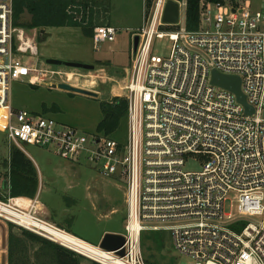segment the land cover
I'll return each instance as SVG.
<instances>
[{
	"label": "built area",
	"instance_id": "1",
	"mask_svg": "<svg viewBox=\"0 0 264 264\" xmlns=\"http://www.w3.org/2000/svg\"><path fill=\"white\" fill-rule=\"evenodd\" d=\"M261 1V8L254 10L249 0L244 5L239 0H202L196 30H188L181 21L164 23L167 0L154 1L136 32L138 45L121 87L128 102V140L123 144L100 132L87 135L53 117L13 107L12 81L37 71L17 55L35 56L38 50L21 35L17 42L21 30L13 24V0H0V115L9 144L23 151L22 143L48 146L68 161L84 160L104 175L126 180L125 254L96 245L116 258L109 263L61 245L101 264H147L143 231L168 230L175 249L191 258V264H264ZM166 27L174 29H162ZM116 34L112 25H96L92 38L98 46L113 41ZM163 37L172 42L166 57L152 53L155 39ZM214 70L240 77L253 113L246 112L233 91L212 83ZM190 156L202 160V169L185 170ZM231 195L234 210L225 212ZM17 198H0V220L56 241L36 224H51L35 214L37 200L26 206ZM3 246L0 238L1 258Z\"/></svg>",
	"mask_w": 264,
	"mask_h": 264
},
{
	"label": "rangeland",
	"instance_id": "2",
	"mask_svg": "<svg viewBox=\"0 0 264 264\" xmlns=\"http://www.w3.org/2000/svg\"><path fill=\"white\" fill-rule=\"evenodd\" d=\"M106 1L110 2V7L107 8L108 14L101 13L96 25H112L117 29V34L113 41H104L98 46L88 33V29L84 27H49L46 37L40 39L38 31L17 26L19 31L21 30V33L17 34V42H20L19 35H21L23 40L36 44L38 54L17 55L25 64L36 67L37 71L23 80L12 81L11 100L14 108L27 109L53 117L58 123L74 126L87 135L98 132L97 126L104 118L106 103L115 98V95L124 97L125 92L121 87L124 85L126 70L132 65L134 37L143 24L146 13L154 4L148 7L146 0ZM239 1L244 5L248 0ZM249 1L253 4L254 10L261 8V0ZM28 20L29 15L24 14L20 22L25 24ZM180 21L182 24L185 23V5L181 6ZM162 29H174V27ZM33 38H36L35 42ZM171 46L172 42L168 37L156 38L152 45V53L166 57L170 53ZM49 58L94 64L95 69L83 70L50 65L47 63ZM51 70L69 72L70 76L65 73L62 75L72 81L80 82L79 85L85 84L87 89H95L98 96L50 87V81H58L63 77L53 75ZM79 74L86 75L89 80L83 79L86 76L80 77ZM112 138L123 144L127 143V120L115 131ZM22 146L25 154L32 161L35 172L21 173L33 177L36 174L38 178L36 196L32 198L37 200L35 214L38 217L95 246L107 232L121 234L125 232L128 206L124 178L118 175H104L95 168V164L84 160L68 161L48 146L29 143H22ZM14 147L15 145H10L8 142L4 121L0 115V198L4 200L17 197L11 193L10 156ZM202 165L203 162L199 157L190 156L184 168L188 171H197L202 169ZM233 202L231 195L225 202V212L234 210L231 205ZM250 219L259 220L258 217ZM10 233L21 235L22 228L0 220V238L4 245L0 264H9ZM57 243L61 244L60 241ZM141 246L143 256L149 263L191 264L193 262L191 258L175 249L172 234L168 230L143 231ZM52 252L50 248H43L39 242L23 239L17 255L19 264H55ZM94 261L84 255L81 259L82 264H92Z\"/></svg>",
	"mask_w": 264,
	"mask_h": 264
},
{
	"label": "trees",
	"instance_id": "3",
	"mask_svg": "<svg viewBox=\"0 0 264 264\" xmlns=\"http://www.w3.org/2000/svg\"><path fill=\"white\" fill-rule=\"evenodd\" d=\"M155 0H146L150 7ZM186 2L185 25L188 30H196L200 23V3L202 0H179ZM223 2L224 0H209ZM153 6V5H152ZM110 2L106 0H13V24L27 28L49 27H84L92 37L93 28L101 13L108 14ZM147 7V8H148ZM24 14L30 15L27 23L20 22ZM114 99V100H113ZM125 97L115 96L104 107V118L97 126V131L105 136L112 137L115 131L127 120L128 104ZM10 170L12 177L11 193L13 196L34 198L37 192L38 178L27 176L21 172H35L32 161L23 150L12 148L10 156ZM15 226L14 224H10ZM72 234V233H71ZM23 239H29L42 244L43 248H50L53 252L55 264H82V254L51 241L38 234L22 228V234L10 233L8 237V263L19 264L17 251ZM85 257V256H84ZM147 262V260H146ZM92 264H101L94 261ZM147 264H153L147 262Z\"/></svg>",
	"mask_w": 264,
	"mask_h": 264
},
{
	"label": "water",
	"instance_id": "4",
	"mask_svg": "<svg viewBox=\"0 0 264 264\" xmlns=\"http://www.w3.org/2000/svg\"><path fill=\"white\" fill-rule=\"evenodd\" d=\"M181 5L178 0H167L163 11L162 20L166 24H177L180 21ZM139 41V36L136 34L133 41V53H135ZM47 63L56 66H66L70 68L93 70L94 64L82 63L79 61H64L61 59L49 58ZM212 83L226 87L233 91L238 100L245 105L247 113H253L254 108L249 105L246 96L241 89V79L239 76H230L219 73L214 70L212 74ZM50 87L59 88L72 93H79L89 96H98V92L84 87L75 86L67 82L50 83ZM100 246L107 250L116 251L119 255L125 254L124 244L125 237L121 233L107 232L100 240Z\"/></svg>",
	"mask_w": 264,
	"mask_h": 264
},
{
	"label": "bare ground",
	"instance_id": "5",
	"mask_svg": "<svg viewBox=\"0 0 264 264\" xmlns=\"http://www.w3.org/2000/svg\"><path fill=\"white\" fill-rule=\"evenodd\" d=\"M16 201L19 204H24L26 206L34 203V200L27 197H23V198L18 197ZM36 224L44 227L49 232V234L54 238V240L58 242L60 241L62 244L74 250H77L78 252L86 256H89L97 260L107 259L109 263H114L117 261L116 258H114L106 251L100 249L98 246H95L83 240L80 237H76L75 235L70 234L59 227H56L53 224H46L44 222H36Z\"/></svg>",
	"mask_w": 264,
	"mask_h": 264
},
{
	"label": "crops",
	"instance_id": "6",
	"mask_svg": "<svg viewBox=\"0 0 264 264\" xmlns=\"http://www.w3.org/2000/svg\"><path fill=\"white\" fill-rule=\"evenodd\" d=\"M29 19H30V15H29ZM142 26V25H141ZM15 27H17V26H15ZM18 28V27H17ZM32 29H34V30H36V31H38V33L40 34V39L42 38H45L46 37V34H47V28H44V29H40V28H32ZM139 29V28H138ZM92 36H93V31H92ZM36 37H37V35H36ZM37 38H39V37H37ZM35 39L36 38H33V41L35 42ZM93 39V38H92ZM36 45V44H35ZM51 71H56V70H51ZM54 75H60V76H63L62 74H54ZM56 82H67V83H70V84H73V85H78V83H75L74 81H72V80H70V79H67L66 77H62V79L61 80H52V81H50V83H56ZM79 86V85H78ZM94 91H96L95 89H93ZM22 197H24V196H22ZM27 198H29V197H27ZM30 199H32V198H30ZM33 200V199H32ZM67 232V231H66ZM69 233V232H68ZM71 234V233H70ZM74 235V234H73ZM76 237H78V236H76Z\"/></svg>",
	"mask_w": 264,
	"mask_h": 264
}]
</instances>
